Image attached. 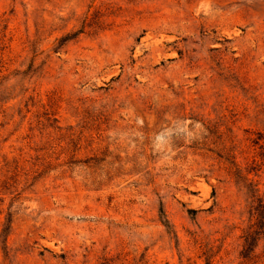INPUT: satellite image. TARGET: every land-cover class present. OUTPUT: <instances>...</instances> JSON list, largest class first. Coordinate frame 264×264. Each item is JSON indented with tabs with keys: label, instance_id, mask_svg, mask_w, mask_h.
Listing matches in <instances>:
<instances>
[{
	"label": "rangeland",
	"instance_id": "374dc122",
	"mask_svg": "<svg viewBox=\"0 0 264 264\" xmlns=\"http://www.w3.org/2000/svg\"><path fill=\"white\" fill-rule=\"evenodd\" d=\"M259 198L264 0H0V264H264Z\"/></svg>",
	"mask_w": 264,
	"mask_h": 264
},
{
	"label": "trees",
	"instance_id": "16d2710c",
	"mask_svg": "<svg viewBox=\"0 0 264 264\" xmlns=\"http://www.w3.org/2000/svg\"><path fill=\"white\" fill-rule=\"evenodd\" d=\"M252 215L255 218V223L250 229H253L250 234H247L244 238L242 251L240 253L241 259L244 262H250L253 258V253L258 242V238L264 236V200L257 199L256 206L252 209ZM252 241V242H251ZM254 244H251L253 243Z\"/></svg>",
	"mask_w": 264,
	"mask_h": 264
}]
</instances>
